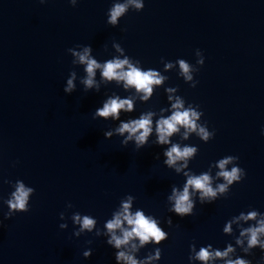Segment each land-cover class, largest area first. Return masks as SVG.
<instances>
[{"label":"water","instance_id":"obj_1","mask_svg":"<svg viewBox=\"0 0 264 264\" xmlns=\"http://www.w3.org/2000/svg\"><path fill=\"white\" fill-rule=\"evenodd\" d=\"M109 3L0 0V196L11 190L4 177L35 188L27 212L7 220L0 212V264H115L104 237L73 236L70 220L67 228L58 227V213L65 211L67 218L74 210L87 212L102 226L125 193L136 198L135 206L159 216L169 232L159 245L158 264H188L190 242L223 247L231 241L221 231L225 220L249 206L264 211V0H145L140 12L130 10L116 27L105 23ZM112 39L144 66L158 69L161 56L194 62L193 50H203L196 87L174 70L165 83L178 85L186 101L198 103L216 129L207 143L194 135L185 141L198 145L189 163L193 171L225 154L239 156L246 175L227 198L197 202L190 216L169 213L170 185L184 178L155 157L160 147L134 150L116 135L106 139L103 130L115 122L91 116L105 94L126 93L115 84L85 92L78 81L71 94L63 92L70 68L83 74L66 49L91 44L102 60L111 54ZM166 103L161 87L148 102L137 101L129 115ZM68 201L73 208L65 209ZM165 216H172V226L163 224ZM85 247L93 249L86 259ZM259 255L254 248L249 258L255 262Z\"/></svg>","mask_w":264,"mask_h":264},{"label":"clouds","instance_id":"obj_2","mask_svg":"<svg viewBox=\"0 0 264 264\" xmlns=\"http://www.w3.org/2000/svg\"><path fill=\"white\" fill-rule=\"evenodd\" d=\"M46 0H39L44 4ZM71 6H76L78 0H67ZM145 0H110L105 11V23L116 27L120 19L130 10L140 12ZM121 31H124L121 28ZM107 50V45H105ZM111 54L105 59H97L93 54L91 44H75L66 49L71 55V64L81 66L82 75L75 68H70L63 84V92L71 94L76 89V82L82 85V90L99 92L102 86L115 84L126 95L116 91L105 94L99 105L92 111L93 119L111 120L113 126L103 130L104 138L113 135L120 137L122 146L130 142L134 150H139L146 144L160 147L155 154L162 158L165 167L183 176L179 185L171 184L170 191L165 197L167 211L173 215L184 217L194 212L197 202L212 203L219 198H227L231 186L239 183L246 175V170L238 163L239 156L225 154L210 161L206 169L193 171L189 163L198 152V145L186 143L190 136L197 137L207 143L216 132L210 128L203 118V109L198 103L186 101L178 93V85H168L170 70L189 85L196 87L195 78L205 57L203 50H193L195 60L190 62L183 57L174 60L160 57V69L144 66L139 58L129 56L125 48L116 39L111 41ZM163 88L166 105L159 108L148 107L137 115H129L136 111V102H148L156 89ZM264 136V125L260 127ZM175 137V138H174ZM3 183L10 186L5 196H0L2 217L7 220L19 212H27L30 199L35 188L26 184L23 179L14 181L3 178ZM135 197L125 193L118 204L111 210L110 215L103 220L102 226L97 218L90 213L79 210L72 211L65 217V211H60L58 227L65 229L70 220L74 226L72 235L79 237L91 233L95 237H104V242L113 249L115 264H158L161 257L160 243L168 238L169 232L162 226L161 218L146 212L142 207L135 206ZM70 201L65 203V209L73 208ZM163 224L172 226V216H165ZM222 233L231 236V241H225L223 247H215L212 243L197 246L195 242L188 245V264H264V211L249 206L240 210L225 220ZM91 239L85 244H91ZM146 245H152L143 256L138 253ZM259 249L258 258L250 259L252 250ZM91 247H85L81 255L86 259L92 254ZM243 254V255H241Z\"/></svg>","mask_w":264,"mask_h":264}]
</instances>
